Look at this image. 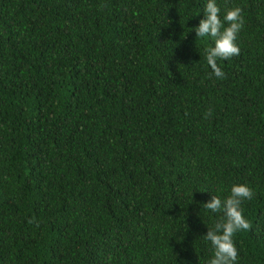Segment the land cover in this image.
<instances>
[{
  "label": "trees",
  "instance_id": "obj_1",
  "mask_svg": "<svg viewBox=\"0 0 264 264\" xmlns=\"http://www.w3.org/2000/svg\"><path fill=\"white\" fill-rule=\"evenodd\" d=\"M216 3L245 20L223 79L206 0H0V264H207L234 184L264 264V0Z\"/></svg>",
  "mask_w": 264,
  "mask_h": 264
},
{
  "label": "clouds",
  "instance_id": "obj_2",
  "mask_svg": "<svg viewBox=\"0 0 264 264\" xmlns=\"http://www.w3.org/2000/svg\"><path fill=\"white\" fill-rule=\"evenodd\" d=\"M221 9L216 0H206L203 10V19L194 29L196 37H211L213 46L205 50V59L211 68V74L223 79L225 73L218 66L217 60H228L239 55L240 49L236 43L238 34L244 27V17L240 7L226 9L223 21L220 17ZM227 25V26H225ZM211 114L209 110L208 115ZM253 197L252 190L244 184H234L230 195L224 200L212 195L211 199L203 204L204 208L212 213H220V217L213 228L207 229L204 240L211 245L212 258L207 264H237L238 251L233 242L237 232L249 231L251 224L243 215L241 203Z\"/></svg>",
  "mask_w": 264,
  "mask_h": 264
}]
</instances>
